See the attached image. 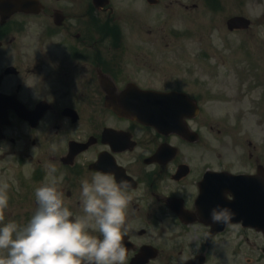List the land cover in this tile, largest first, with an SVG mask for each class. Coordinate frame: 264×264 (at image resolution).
<instances>
[{"label":"flooded vegetation","instance_id":"flooded-vegetation-1","mask_svg":"<svg viewBox=\"0 0 264 264\" xmlns=\"http://www.w3.org/2000/svg\"><path fill=\"white\" fill-rule=\"evenodd\" d=\"M127 1L124 13L0 0V208L15 264H264V46L242 69L199 75L179 42L166 70L177 43L144 26L160 0ZM236 15L249 25L230 28ZM149 92L155 122L112 106Z\"/></svg>","mask_w":264,"mask_h":264},{"label":"rangeland","instance_id":"rangeland-1","mask_svg":"<svg viewBox=\"0 0 264 264\" xmlns=\"http://www.w3.org/2000/svg\"><path fill=\"white\" fill-rule=\"evenodd\" d=\"M113 2L118 5L119 12L121 10L127 12V8L123 7L128 3L127 0H112ZM189 2H198L200 6L187 12L179 5L178 0H160V5L150 9L152 18H149L144 10L146 16L144 26L158 27L157 41L177 43L175 46L170 45L171 48L164 51L163 64L166 70H172L181 58L178 54L181 51L179 42L187 43L185 48L188 52H192L187 59L196 56L199 75L209 73L211 67L212 70L219 67L224 73L234 65L242 69L249 59L255 57L257 43L259 46H264V0H213V4L209 0H189ZM237 12L253 18L256 22L255 28L244 31L228 30L226 20ZM194 18L196 27L192 26L190 33L186 29L191 26ZM223 89L221 87V90ZM215 103L225 105L222 100H217ZM4 214H7L6 220L3 219ZM16 239L13 220L0 208V264H15Z\"/></svg>","mask_w":264,"mask_h":264},{"label":"water","instance_id":"water-1","mask_svg":"<svg viewBox=\"0 0 264 264\" xmlns=\"http://www.w3.org/2000/svg\"><path fill=\"white\" fill-rule=\"evenodd\" d=\"M95 1L98 4H103L107 2L108 0H95ZM228 23H229L230 28H234V27L241 26V25L247 26L249 24V20L244 17L236 16V17L231 18ZM138 98L139 97H134V101L131 104L121 105L117 103L116 105H114V107L117 108L120 112L129 114L137 118L146 119V121L150 122V119L148 117H145V113L141 112V107H140L141 99H138Z\"/></svg>","mask_w":264,"mask_h":264}]
</instances>
